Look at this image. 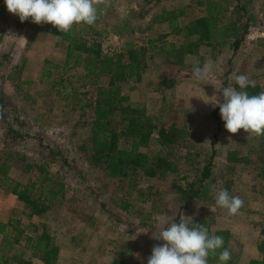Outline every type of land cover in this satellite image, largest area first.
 <instances>
[{"label":"rangeland","instance_id":"obj_1","mask_svg":"<svg viewBox=\"0 0 264 264\" xmlns=\"http://www.w3.org/2000/svg\"><path fill=\"white\" fill-rule=\"evenodd\" d=\"M205 1L105 0L98 6L94 25H77L85 40L99 44L105 53H119L130 44L142 49L145 70L121 85L128 105L143 109L158 124L188 131L186 139L175 145L162 147L154 140L142 148L178 164L177 173L155 178L139 174L115 179L91 162L96 90L108 84V77L92 82L82 66L66 67L67 45L46 33L51 24L37 25L31 18L21 23L18 16L7 12V18L2 13L0 182L9 176L33 184L35 197L49 189L57 195L46 214L30 218L24 204L1 188L0 221L15 214L25 227L45 228L59 246L58 264H147L153 246L164 243L153 235L182 219L188 225L205 220L213 233L229 230V247L241 264L256 254L262 257L264 136H248L242 129L227 132L214 105L222 102L223 88L239 90L230 79L233 73L246 74L264 86V0H228L230 12L237 5L240 16L249 21L236 50L231 44L196 45L195 37L185 41L172 34L168 24L155 21L164 9L183 7L185 17L179 19L183 25L205 14ZM230 12L223 17L224 24L238 21V15ZM196 64L210 65L205 79L193 74ZM20 67L21 79L8 80ZM120 147L129 149L131 142L122 141ZM206 167L211 176L205 190L191 197L187 184H195L196 190ZM220 188L244 200L237 215L216 206ZM28 228L26 235L32 236L33 228ZM26 235L16 239L0 235L1 250L14 261L23 258L42 264L32 256Z\"/></svg>","mask_w":264,"mask_h":264},{"label":"trees","instance_id":"obj_2","mask_svg":"<svg viewBox=\"0 0 264 264\" xmlns=\"http://www.w3.org/2000/svg\"><path fill=\"white\" fill-rule=\"evenodd\" d=\"M205 14L201 17L191 19L185 24H180L179 19L185 17V9L176 8L173 10L164 9L156 16L157 23L168 24L172 34L182 36L185 41L196 38V45L220 48L231 44L236 50L245 39L248 32L249 21L240 16V9L236 5L230 12L228 0H206L204 3ZM230 12L238 15V21L230 24L223 23V17ZM85 26L86 24L81 23ZM46 33L59 37L66 43L65 66H82L89 77V81L96 82L101 77H108L106 86H98L96 90V101L94 116L91 123V134L93 141V153L90 160L93 164L101 166L111 178H127L131 175L142 174L155 178L163 177L168 173H177L178 164L175 160L162 155H149L142 151L154 140L157 145L168 147L180 143L188 136L185 128L177 127L175 124L165 126L158 124L154 118L148 115L143 109L128 105L129 97L122 93L121 85L133 79H138L146 68L144 52L137 46L130 44L121 52L105 53L97 43H90L85 40L83 34L74 25L68 33H61L50 26ZM61 66L56 65V68ZM16 77L13 75L8 80H20L22 67L19 68ZM248 87L249 95L259 94L264 91V86ZM1 102V98H0ZM13 132V131H12ZM15 135V136H14ZM13 137H20L14 134ZM40 141V140H39ZM122 141H130L131 147L123 149L120 147ZM85 150V146L82 148ZM2 174L0 173V176ZM211 176V168L206 167L202 172L199 187L195 190V184L188 183L191 188V197H199L201 189L205 190V181ZM7 188L17 199L22 202L30 218L40 217L48 212L53 202L51 199L57 193L49 189L46 193L42 191L38 197L33 196L31 183L22 184L13 181L9 176H4L0 182V189ZM187 190V188H185ZM188 191V190H187ZM183 193H187L183 190ZM179 222V220L173 221ZM171 223V222H170ZM203 224L208 228L210 235L224 237V247L231 251V260L227 264H241L239 256L230 247L231 232L219 229L214 233L210 230L205 220H197L191 224ZM32 227V236H27L29 228ZM23 226L19 218L11 216L8 221H0V235L5 238H17L26 235L27 246L32 249V256L42 261V264H58L60 249L55 238L45 228L30 224ZM262 254L260 259H251L247 264H264V244L259 246ZM218 255L209 257L208 264H218ZM33 264L32 260L23 258L12 260L0 248V264ZM115 264V263H114Z\"/></svg>","mask_w":264,"mask_h":264},{"label":"clouds","instance_id":"obj_3","mask_svg":"<svg viewBox=\"0 0 264 264\" xmlns=\"http://www.w3.org/2000/svg\"><path fill=\"white\" fill-rule=\"evenodd\" d=\"M4 3L7 11L18 16L21 23L31 18L34 24H51L59 32L68 33L74 25H94L98 19V6L105 0H4ZM192 71L203 80L210 65L201 67L196 64ZM230 79L235 81L239 90L233 86L223 88L222 102L213 104L220 109L225 129L231 134L242 129L248 136H264V91L249 95L246 89L256 85L246 74L233 73ZM244 203L225 188L216 192V206L226 209L229 215H237ZM153 239L164 243L153 246L147 264H208L209 257H216L217 253L218 264H227L231 260V251L224 247V237L210 235L203 224L194 223L189 227L183 219L178 223L171 222L153 235ZM136 258H139L138 253Z\"/></svg>","mask_w":264,"mask_h":264},{"label":"crops","instance_id":"obj_4","mask_svg":"<svg viewBox=\"0 0 264 264\" xmlns=\"http://www.w3.org/2000/svg\"><path fill=\"white\" fill-rule=\"evenodd\" d=\"M7 12L8 11H7L6 5L4 3V0H0V24H1L2 20H4V18H5V16H3L2 13H4V14L6 13V15H7ZM6 17L9 18L10 16L7 15ZM0 36H1V29H0ZM260 256H261L260 254H256V255H254L253 259H260Z\"/></svg>","mask_w":264,"mask_h":264}]
</instances>
